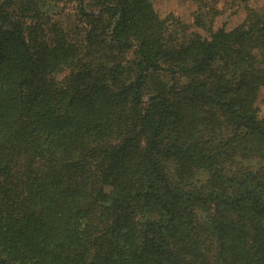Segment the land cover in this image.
<instances>
[{
    "label": "trees",
    "instance_id": "trees-1",
    "mask_svg": "<svg viewBox=\"0 0 264 264\" xmlns=\"http://www.w3.org/2000/svg\"><path fill=\"white\" fill-rule=\"evenodd\" d=\"M189 1L0 0V264H264V2Z\"/></svg>",
    "mask_w": 264,
    "mask_h": 264
},
{
    "label": "rangeland",
    "instance_id": "rangeland-1",
    "mask_svg": "<svg viewBox=\"0 0 264 264\" xmlns=\"http://www.w3.org/2000/svg\"><path fill=\"white\" fill-rule=\"evenodd\" d=\"M151 2L159 18L166 19L170 16L187 25L190 31H197L201 35L207 34L205 31L192 26L194 17L200 9L197 3L189 0H151ZM209 2L211 1L209 0ZM263 2L264 0H248L247 6L258 9L262 7ZM206 8L210 7L207 6ZM211 8L217 13L211 21L212 31L220 28L231 30L239 25L245 17L243 8L233 4L230 0H212ZM202 12L205 13L206 10L202 9ZM207 14H210V11ZM263 99L264 91L261 92L257 103L260 111L263 110Z\"/></svg>",
    "mask_w": 264,
    "mask_h": 264
}]
</instances>
